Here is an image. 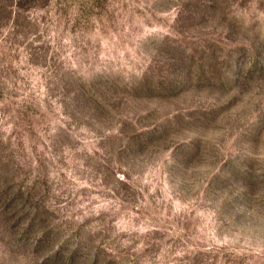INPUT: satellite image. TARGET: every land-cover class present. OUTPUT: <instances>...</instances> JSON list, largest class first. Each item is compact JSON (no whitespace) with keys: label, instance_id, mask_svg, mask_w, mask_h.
<instances>
[{"label":"rangeland","instance_id":"rangeland-1","mask_svg":"<svg viewBox=\"0 0 264 264\" xmlns=\"http://www.w3.org/2000/svg\"><path fill=\"white\" fill-rule=\"evenodd\" d=\"M0 264H264V0H0Z\"/></svg>","mask_w":264,"mask_h":264}]
</instances>
